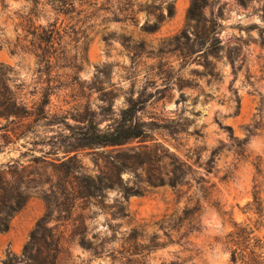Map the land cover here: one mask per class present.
<instances>
[{
	"label": "rangeland",
	"instance_id": "374dc122",
	"mask_svg": "<svg viewBox=\"0 0 264 264\" xmlns=\"http://www.w3.org/2000/svg\"><path fill=\"white\" fill-rule=\"evenodd\" d=\"M39 1L0 0V92H12L32 110L22 121L0 119V165L60 158L80 141L91 120L106 126L130 99L142 108L137 115L147 126L143 139L70 153L92 176L113 175L122 166V184L141 187L143 194L123 202L129 216L119 218L113 214L122 191L108 190L102 208L91 204L85 211L91 215L85 221L87 238L103 253L93 255L77 241L66 242L58 264H232L226 236L234 231V222L253 230L246 256L261 245L253 250L264 258V213L259 217L246 207L254 190L264 201V0H214L204 8L206 16L212 11L222 17L221 57L209 58L220 80L202 76L203 59L192 61L202 51L185 63L179 49L183 40L174 38L186 25L191 0H97L94 7L76 3L80 13L72 19ZM170 5L173 15L146 31L144 26L152 25L159 12L166 14ZM55 20L67 33L54 43L46 62L31 25L46 27ZM166 150L191 165L179 193L168 185L140 182L146 174L134 154ZM214 150L215 165L207 173L204 164ZM201 177L215 184L214 198L225 215L202 200ZM188 197L200 199L202 210L198 228L179 238L177 216ZM44 210L43 200L33 194L12 217L9 229L0 234V264L21 254ZM135 226L141 236L129 256L122 252L123 242Z\"/></svg>",
	"mask_w": 264,
	"mask_h": 264
},
{
	"label": "trees",
	"instance_id": "16d2710c",
	"mask_svg": "<svg viewBox=\"0 0 264 264\" xmlns=\"http://www.w3.org/2000/svg\"><path fill=\"white\" fill-rule=\"evenodd\" d=\"M96 1L46 0L45 3L50 4L57 15L72 19L73 14L80 13L76 11V3L79 6L94 7L97 4ZM241 1L246 3V0ZM34 2L37 4L40 1L34 0ZM213 2L214 0H191L187 10L186 25L174 38L183 40L179 49L182 51L181 57L185 63L190 61L195 52L202 51L192 61L196 58L203 59L202 76H211L213 79L220 80L218 72L215 71V62L209 58L214 57L218 60L221 57L224 47L219 36L223 27L220 20L222 17L220 13L214 14L212 11L209 16L204 14V8L211 7ZM172 15L173 6L170 5L166 14L162 12L156 14L155 22L144 26V29L148 32L154 31L165 17ZM31 26L33 41L42 51L39 56L48 62L53 56L54 43L62 40L67 31L57 26V20L46 27L33 26V24ZM251 27L257 26L253 24ZM262 44H264L263 36ZM234 57L231 54L228 56L231 63L234 62ZM44 103H48V99ZM141 109L137 106V101L130 99L127 106L120 110L118 117L106 126L99 127L98 123L91 120L81 131L80 141L72 144L60 158L48 160L43 157V159H32L27 164L14 161L5 166L0 165V234L9 229L12 217L22 209L33 194L39 195L45 205V210L31 229L21 254L6 257L2 264H58L59 255L64 251L65 243L72 241H77L93 255L103 253L100 245H93V241L87 238L88 231L85 221L91 215L85 211L91 208V204L102 208L106 192L118 187L122 191V200L116 202L117 211L113 215L119 218L127 217L129 212L127 205L123 202H126L132 195H142L143 190L141 187L133 189L122 184L121 172L125 169L122 166L117 167L113 175L99 173L92 176L85 172L77 154L70 153L81 148L120 146L135 139L145 138L147 136L146 123L137 115ZM31 115L32 110L25 103L18 102L12 92L7 90L0 92V119L22 121ZM222 127L232 133L230 126ZM177 132L178 130L173 131V133ZM246 140L247 138L239 140V145ZM215 152L216 150L211 153L204 164L207 173H210L215 165ZM166 153L134 154L135 159L139 160L138 167L146 174V178L140 182L152 187L168 185L173 191L179 193L181 192L179 188L187 183L185 177L191 172V165L176 154L168 153L167 150ZM199 158L200 154H197V160ZM254 167L256 173L261 175L260 164L257 162ZM199 182L202 200L225 215L226 212L222 210V205L217 198H214L215 184H208L203 177L199 178ZM246 207L259 217L263 216L264 201L258 196V191L254 190L252 199ZM201 210L200 199L187 198L177 216L179 225L175 230L179 238L187 236L198 228L196 222ZM234 228V231L226 236L229 260L232 264H264L261 253L253 250L255 247L262 248L261 245L253 246L250 251L251 256H246L245 253L249 248L250 233L253 230L247 224L237 222H234ZM140 236L138 227H132L124 239L122 252L129 253V256L134 254L133 247ZM247 257L249 259L246 260ZM128 261L131 260L128 259Z\"/></svg>",
	"mask_w": 264,
	"mask_h": 264
}]
</instances>
